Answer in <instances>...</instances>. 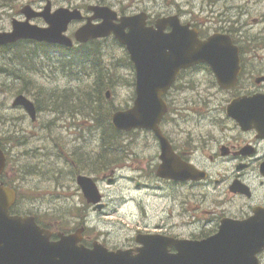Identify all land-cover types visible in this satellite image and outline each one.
<instances>
[{
	"label": "rangeland",
	"instance_id": "1",
	"mask_svg": "<svg viewBox=\"0 0 264 264\" xmlns=\"http://www.w3.org/2000/svg\"><path fill=\"white\" fill-rule=\"evenodd\" d=\"M47 1L52 10L58 7H77L84 14L87 13L86 6L92 4L106 5L119 13L148 10L153 19L177 14L182 21L190 20L196 25H204L207 31L212 30L220 19L247 20L249 30L246 33L249 36L259 35L258 40L264 42V0H0V30L8 31L11 29L12 19L24 18L18 11L24 4L41 9ZM31 21L38 25L44 24L40 18ZM82 23H72L68 33L72 35ZM77 47L79 50H90V53L97 50L98 55L91 57L94 60L88 59L85 63L74 66L80 70L78 73H69L67 68L62 70L60 61L63 56L60 58L57 49L49 48L46 56L41 46L25 41L21 47V58L11 61L8 49L0 46V139L7 152L6 165L0 173V179L6 185L16 186L17 190L14 189L19 195L16 208L21 213L35 215L46 225L68 230L83 227L79 225L84 222L88 234L102 236L105 233L109 245H121L134 227L139 200L145 204L147 215L144 219L154 221L160 215L161 208H166L165 190L154 187L159 184L153 182L137 190L132 181L124 177L112 184L100 179L104 167L99 168L98 164L92 162L100 150L98 128L93 127L94 121L99 115L103 117L104 123H108L105 116L107 113L111 115L117 109L131 106L134 97L133 70L127 64L128 54L125 48L112 38ZM25 50L30 53L25 54ZM29 54L31 56L27 58ZM93 64L98 67L93 68ZM12 67L21 71V79H15L7 73V68ZM99 69L102 73V86L96 89ZM20 87L21 90L28 89L34 97L26 92L18 93ZM65 93L68 95L67 110L63 108L66 105L62 104ZM19 94L32 101L35 107L37 105L34 119L29 117L24 107L13 106L14 98ZM99 94L101 99L97 100L96 96ZM170 100L166 123H171L169 120L176 117L185 119L183 126L191 127L186 129L192 136L203 129L209 130L206 125H209L210 118H203L204 115H217L211 109L216 106L224 107L226 102L215 95L214 79L207 66L184 72L171 89ZM53 107L63 112L60 113ZM199 119L200 125L204 126L193 127L191 120ZM164 129L170 132L172 126L169 128L166 125ZM136 135L141 144L136 146L137 140L133 148L140 147L137 153L143 168H148V154L153 150L156 152L152 135L135 133L122 137L120 141L125 144ZM10 136L12 144L8 138ZM188 140L191 141L192 138ZM106 150L110 155L114 151ZM73 152L83 155L89 153L88 162H72L75 158ZM113 155H116V151ZM107 165L105 162L106 170ZM124 167L129 166L126 164ZM82 173L91 174L98 179V187L110 200V208L115 209V212L101 216L98 211L87 208V204L83 205L77 186V177ZM121 173L129 175L126 170ZM120 198L123 199L122 202L115 206V201ZM132 199H135V204L131 202ZM191 231V228L185 227L180 233L188 235Z\"/></svg>",
	"mask_w": 264,
	"mask_h": 264
},
{
	"label": "flooded vegetation",
	"instance_id": "2",
	"mask_svg": "<svg viewBox=\"0 0 264 264\" xmlns=\"http://www.w3.org/2000/svg\"><path fill=\"white\" fill-rule=\"evenodd\" d=\"M87 6L86 14L81 9L85 16L89 13ZM145 11L147 13L146 24L154 26L155 19L151 17L148 10ZM254 20L257 22L256 19ZM184 22L196 28L198 36L202 39L213 33L223 34L237 48L236 76L228 79V84L234 79L235 83L227 89H222L217 85L212 73L215 95L226 100L225 105L211 109V112L217 115L212 117L204 115L203 118H210L209 125H206L210 129H203L193 136L186 129V127H191L183 126L185 119L176 117V119L169 120L171 123H166L167 119L160 122L162 134L174 152L177 161L175 164L177 166L179 164L180 167L184 166L188 170L187 173L191 175L190 178L183 180L158 176L157 168L161 163V147L158 138L151 131L139 129L129 132H113L114 144L110 148L114 151L110 155L108 154L110 152H105L107 150L104 145L107 131L104 128L101 129L102 125L99 124L98 138L103 146H98L100 148L98 156L92 162L98 164L99 168L104 167L101 170L100 179L112 184L119 178H128L137 190L147 187L149 182L159 184L154 187L165 190L164 205L166 208L160 207V215L154 221H146L144 219L147 215L145 204L140 199L139 212L133 222L134 227L123 244L109 245L107 237L104 236L105 233L102 236L88 234V228L84 222L79 225L83 226L81 242L91 247L93 242L99 241L110 250L127 249L135 254L136 249L142 246L140 240L147 239L144 236L153 235L149 238L163 243L167 253H175L176 246L169 244L174 240H202L218 233L224 223L241 222L249 248L259 249V251L252 252V259L255 264H264V42L258 40L259 35L249 36L246 33L249 30L247 20L223 21L220 19L210 31L205 30L204 25H196L190 20ZM169 30V27L164 29L166 32ZM107 38H112V36ZM209 71L211 72L210 69ZM133 85L135 87V82ZM167 95L164 97L165 100ZM166 102L169 112L170 95ZM232 103L239 104L236 110L241 111L243 121L240 123L242 125L227 115L226 105ZM191 123L193 127L204 126V124L200 125L201 119L191 120ZM166 125L169 128L172 126L170 132L164 129ZM135 133L152 135L156 143V152L153 150L148 154L150 158L148 168H143L137 153L140 147L133 148L138 140L137 135L128 139L125 144L120 141L122 137ZM189 138L192 140L189 141ZM140 144L138 140L136 146ZM115 151L116 155H113ZM74 155L72 162H88L89 153L83 155L75 152ZM105 162L108 163L107 170ZM126 164L129 167H124ZM124 170L129 175L122 174ZM86 175L91 176L96 186H99L98 179L91 174ZM98 188L101 193L99 204L87 201L79 188L78 195L82 196L83 205L87 204V208L91 207L101 216L115 212V209L110 208V200L102 193L100 187ZM122 200V198L118 201L114 200L116 203L114 205H120ZM131 202L135 204V199ZM99 207L102 209H96ZM35 218L41 227L49 228L51 240L57 239V233L68 230L46 225L37 217ZM185 227L192 230L188 235L180 233Z\"/></svg>",
	"mask_w": 264,
	"mask_h": 264
},
{
	"label": "water",
	"instance_id": "3",
	"mask_svg": "<svg viewBox=\"0 0 264 264\" xmlns=\"http://www.w3.org/2000/svg\"><path fill=\"white\" fill-rule=\"evenodd\" d=\"M88 9L93 11V15L74 32L75 40L84 42L113 33L119 43L125 45L135 68L136 97L133 106L113 113L114 127L119 130L151 129L161 146L162 163L158 174L176 179L191 176L184 166L175 164V155L158 127L166 111L161 95L180 69L198 63L211 66L219 84L226 87L237 68L236 46L219 33L201 40L197 30L189 28L188 24L182 25L177 15L157 18L153 27L145 25L143 13L117 18L116 12L108 6L93 5ZM20 12L26 19H12L11 31H0V44L31 39L71 47L72 39L64 32L72 20L83 18L77 8L58 7L51 11L49 1L41 12H35L29 5L23 6ZM37 16H41L48 25L40 27L29 22ZM92 19L102 21L93 24ZM167 26L171 30L164 32ZM18 105L23 106L32 119L35 118L33 102L22 94L14 98L13 106ZM238 105H228L227 113L241 121V111L236 110ZM4 164L5 156L0 149V173ZM77 183L87 201L95 203L99 200L91 178L79 175ZM14 200V191L0 184V264H255L251 253L258 249L249 248L240 222L224 223L218 234L203 240L170 242L176 246V253H167L164 244L157 240H143L146 242L132 254L130 250L108 251L100 244L91 249L77 245L78 232L60 234L59 240L49 241V233L40 229L32 216L10 214L9 208Z\"/></svg>",
	"mask_w": 264,
	"mask_h": 264
},
{
	"label": "trees",
	"instance_id": "4",
	"mask_svg": "<svg viewBox=\"0 0 264 264\" xmlns=\"http://www.w3.org/2000/svg\"><path fill=\"white\" fill-rule=\"evenodd\" d=\"M40 46H41L43 54L48 56L49 45H40ZM6 48L9 51V55H10L9 57H10L11 61H18V57L21 58V41L16 43L15 45L14 44L8 45V46H6ZM56 48L58 50H60V58L63 56L62 60L60 61V66H62V70L67 68L69 70V73H78L80 70L74 66L81 65V64L85 63L84 61H86L88 59L94 60V59H91V57L98 55L97 50L93 51V53H90L89 52L90 50H88V51H85V49L79 50L78 47H76L75 50H77V51L74 53H71L70 50H72V49H63L61 47H56ZM83 51H85V52H83ZM28 53H30V52L25 50V54H28ZM1 54L3 55L2 49H1ZM28 56H31V54L27 55V58H28ZM127 64L130 65V62L128 60H127ZM97 67H98L97 64H93V68H97ZM83 68H85V67H83ZM100 70L101 69H99V71H98L99 80L96 82V85H97V87H95L96 89H100L102 86V83L100 81V77H101L102 73ZM91 71H93V69H91ZM7 73L15 79H21V71L19 69H17L16 67L7 68ZM19 92H26L27 94L31 95L30 92L28 91V89H22L21 90V87L19 88L18 93ZM99 96H100V94L96 96L97 100L101 99ZM32 97H34V96H32ZM67 97H68V95L66 93L63 94V96H62V98H63L62 104L66 105L63 108H65L66 110L69 108V104H66ZM100 106H101V104L99 105V107ZM53 108L56 109L55 107H53ZM56 111H58L60 113L63 112V110H58V109H56ZM97 111L102 112L101 110H97ZM98 120L100 121V119H98ZM8 138L10 140H12L11 136ZM0 143H1L0 145L2 147L1 139H0ZM16 144H20V143H16ZM11 186H14V185H11ZM14 188L17 190L16 186H14ZM18 203H19V195H17V204ZM16 207H17V205H15L13 207V211L19 212V209H17Z\"/></svg>",
	"mask_w": 264,
	"mask_h": 264
}]
</instances>
